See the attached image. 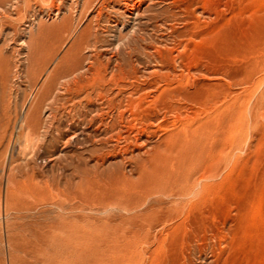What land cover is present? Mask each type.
I'll use <instances>...</instances> for the list:
<instances>
[{
  "label": "rangeland",
  "instance_id": "rangeland-1",
  "mask_svg": "<svg viewBox=\"0 0 264 264\" xmlns=\"http://www.w3.org/2000/svg\"><path fill=\"white\" fill-rule=\"evenodd\" d=\"M82 1H0V264H114L113 252L141 254L134 264H264V0H147L132 18L115 0L80 14ZM87 27L105 86H147L116 119L130 142L116 135L103 148L93 127L62 139L71 94L60 79L25 150V109ZM149 84L161 100L180 91L192 101L168 112ZM186 134L201 159L185 153Z\"/></svg>",
  "mask_w": 264,
  "mask_h": 264
},
{
  "label": "bare ground",
  "instance_id": "bare-ground-1",
  "mask_svg": "<svg viewBox=\"0 0 264 264\" xmlns=\"http://www.w3.org/2000/svg\"><path fill=\"white\" fill-rule=\"evenodd\" d=\"M1 2L3 0H0ZM102 1V0H101ZM106 1V0H105ZM145 1L147 0H115L114 2L117 4H113V6L111 5L112 9H114V11L117 13L118 11H123V14L129 16L130 18L132 17H136V16H139L141 11L143 12V10L141 9V4H143ZM160 1V0H159ZM58 2V1H57ZM78 2V0H77ZM80 2V1H79ZM99 1L98 0H84L82 1V4H81V12L83 13H80V14H85L87 13V9L90 8L91 6H93V4H97ZM108 2V0L106 1ZM152 2V0H151ZM58 4V3H57ZM78 4V3H77ZM76 4V6H77ZM108 4V3H107ZM152 4V3H151ZM60 5V3L58 4ZM57 5V6H58ZM103 5V4H102ZM105 5V4H104ZM109 5V4H108ZM15 6V5H14ZM79 6V5H78ZM100 6V5H98ZM97 6V7H98ZM2 7V6H1ZM59 7V6H58ZM57 7V8H58ZM70 7V6H69ZM95 7V6H94ZM103 7V6H101ZM105 7V6H104ZM109 7V6H108ZM196 7V6H195ZM72 8V7H71ZM77 8V7H76ZM75 8V9H76ZM93 8V7H91ZM3 9V8H2ZM33 9V8H32ZM110 9V8H109ZM89 10V9H88ZM93 10V9H92ZM91 10V11H92ZM100 10V9H99ZM102 10V9H101ZM104 10V9H103ZM3 11V10H2ZM8 11V10H7ZM70 11V10H69ZM85 11V12H84ZM101 13V11H99ZM98 12V13H99ZM103 12V11H102ZM108 12V11H107ZM97 13V14H98ZM152 13V12H151ZM165 13V12H164ZM167 13V12H166ZM104 14V13H103ZM163 14V13H162ZM169 14V13H168ZM102 13L99 15V17H102L101 16ZM105 15V14H104ZM165 15V14H164ZM198 15V14H197ZM7 17V15H5ZM9 16V14H8ZM107 16V15H106ZM105 16V17H106ZM155 16V15H154ZM3 18L4 15H2ZM104 17V16H103ZM210 17V16H209ZM108 18V17H107ZM176 18V17H174ZM97 19V18H96ZM100 19V18H99ZM110 19V18H109ZM169 19V18H168ZM177 19V18H176ZM94 20V19H93ZM146 20V19H145ZM170 20H173V19H170ZM95 21V20H94ZM136 21V20H135ZM83 22V21H82ZM98 22V21H97ZM107 22H109L107 20ZM151 22V21H150ZM168 22V21H167ZM173 22V21H172ZM95 23V22H94ZM158 23V22H157ZM87 24V23H86ZM96 24V23H95ZM107 24V23H106ZM135 24V23H134ZM90 25V24H88ZM92 25V24H91ZM94 25V24H93ZM160 24L156 25V26H159ZM162 26V25H161ZM90 27V26H89ZM159 28V27H158ZM159 30V29H158ZM104 31V30H103ZM90 29L87 27L85 28L84 31H82V34L80 35V40L78 42H81L80 43H76L74 42V44L71 46V48L68 50V52L66 53V55L64 56V59L61 61V62H64L65 60L69 59L70 61H66L68 64L66 65L67 68L62 70V72H60L55 78H50L49 81H48V87L46 88V85L42 86V93H43V96H39L35 102H33L31 104L30 102V107H28L27 109H25V113H24V116H23V122L24 124L28 127V131L26 133V136H25V144H26V148L25 150L27 149L28 147V144L32 142V139L30 135L33 134V132H35L37 129L40 128V125H41V118H40V115H41V111H42V108H43V105L46 101V97H47V100H48V97L50 96V94L52 93V91L54 90V87L58 84V81L60 79L64 80L63 83H59L60 85H62V88L63 90L68 93V94H71L70 98L67 99V102L70 103V112L68 113V117L65 121L61 122L60 126L58 127V130L61 135L60 137H62V139H65V141H70L72 139H77L79 138V135H81L82 133H84V131H89L92 127L94 128L93 130V134L95 135H98L100 136V134L102 135H105L104 139L102 140L103 143L102 145L104 146L103 148H106V147H110L111 143L113 142L114 140V137L116 138V140H114L115 142H117V144L119 142H121L122 140H125V142L128 143V137L127 136L128 134H125L124 136H126L127 138H125L122 134H124V131H123V128L117 132L113 131L114 130V127L116 128L117 126V123H119L121 120H119V122L116 121V119L118 118H123V115H124V112L126 111L125 109V106H127L126 104L127 101L126 99H128V94H131L134 93H138L140 94L142 92L143 94V90L145 91L147 88V86L144 87V85H139L136 89H133L131 91L133 92H130V93H127L126 94V89L125 87L124 88H119L117 91H114L112 90V88H108L107 86H105V81H104V78L102 76V74H100L99 72V69H95L94 73H92V68L95 67V62H96V59L94 60L95 58V54H93V52H96L98 48L102 47V45H100V42L97 40V38H94V42L93 44H89L88 40L90 38ZM166 33V31H164ZM92 33H94L92 31ZM164 33V34H165ZM122 34V33H121ZM97 36V35H95ZM118 36V35H117ZM175 36V35H174ZM70 37V36H69ZM75 38V37H74ZM119 38V37H118ZM123 39V38H122ZM127 39V38H125ZM78 45V46H77ZM110 45V43H109ZM162 45V44H161ZM75 48V50H74ZM83 51L84 52H87V54H83ZM99 54H97L98 56ZM1 56V55H0ZM5 58V57H4ZM92 59V60H91ZM95 61V62H94ZM3 63V62H2ZM117 63V62H116ZM148 63V62H147ZM152 63V62H151ZM60 64V63H59ZM64 64V63H62ZM30 65V64H29ZM99 67V65H97ZM116 67V66H115ZM7 68V67H6ZM157 70V69H156ZM59 71V70H58ZM118 71V70H117ZM113 72V71H112ZM136 72V71H135ZM58 73V72H57ZM56 73V74H57ZM167 73V72H166ZM135 75V74H134ZM107 76V75H106ZM7 78V77H6ZM165 78H166V75H165ZM129 79V78H128ZM137 79V78H136ZM172 79V78H171ZM110 80V79H109ZM112 80V79H111ZM166 80V79H165ZM159 81H161L159 79ZM163 81V80H162ZM58 84V85H59ZM132 84V83H131ZM133 85V84H132ZM156 85V84H155ZM118 87V86H117ZM128 87V86H127ZM133 87V86H131ZM148 87H151V85L149 84ZM29 88V87H28ZM130 88V87H129ZM132 89V88H130ZM150 89V88H149ZM151 91L150 93H153L154 98L153 99V103L158 104V105H163L165 106V108L168 109V112H171L172 113L174 112L175 114V111H177L176 113L178 112H182L183 109L181 107V104H187L189 102L192 101V96L189 94V93H186V92H180V91H175L173 93H168L166 94L167 96H163V100H161L160 98V94L159 95H155V93L157 92V89L154 90V88L152 89L151 87ZM129 91V90H128ZM170 91V90H169ZM140 92V93H139ZM146 92H149V91H146ZM166 92V91H164ZM167 93V92H166ZM165 94V93H164ZM163 94V95H164ZM34 95V94H33ZM137 95V94H136ZM135 95V96H136ZM148 95V93H147ZM30 96V95H29ZM133 96V95H132ZM139 96V95H138ZM144 96V95H143ZM218 96V95H217ZM66 97V96H65ZM130 97V96H129ZM150 97V95H149ZM160 97V98H159ZM134 98V97H133ZM139 98V97H138ZM146 98V97H145ZM144 98V100H145ZM219 98V97H218ZM132 99V97L130 98ZM136 99V98H134ZM143 101V97L140 96L139 100ZM129 100V99H128ZM137 100V99H136ZM219 100V99H218ZM60 101V100H59ZM64 101V100H63ZM146 101H147V98H146ZM151 101V100H150ZM126 102V104H125ZM137 102V101H136ZM141 102V101H140ZM152 102V101H151ZM147 103V102H146ZM137 104V103H136ZM140 104V103H139ZM138 104V105H139ZM148 104V103H147ZM53 105V104H52ZM131 105V104H130ZM133 105V104H132ZM150 106V104H148ZM29 106V105H28ZM63 106V104H62ZM60 106V108L62 107ZM54 107V106H53ZM69 107V106H68ZM129 108V106H127ZM134 107V105H133ZM138 107V106H137ZM162 107V106H161ZM160 107V108H161ZM66 108V107H65ZM184 108V107H183ZM186 108V107H185ZM184 108V109H185ZM132 109V108H131ZM155 109V108H153ZM166 109V110H167ZM157 110V109H156ZM165 110V109H164ZM187 110V109H186ZM160 111V110H159ZM185 111V110H184ZM116 112V113H115ZM186 112V111H185ZM117 114L116 115H114ZM150 113V112H149ZM167 113V112H166ZM43 114V113H42ZM168 114V113H167ZM185 114V113H184ZM192 114V113H191ZM159 115V112L158 111H155L154 114L153 112L147 116L146 118L151 121V120H154L156 117H158ZM166 115V114H165ZM177 115V114H176ZM183 116V115H181ZM181 116H178V117H181ZM185 117L188 116V115H184ZM46 117V116H45ZM178 117H176L178 119ZM183 118V117H182ZM187 118V117H186ZM127 119V118H126ZM62 120V119H61ZM123 120V119H122ZM136 121V120H135ZM122 122V121H121ZM129 123V122H128ZM122 125V124H121ZM133 125V124H132ZM199 126V125H198ZM26 127V128H27ZM120 127V126H119ZM118 127V128H119ZM126 127V126H125ZM25 128V129H26ZM41 129V128H40ZM43 129V128H42ZM85 129V130H84ZM127 129V128H126ZM177 129V128H176ZM130 131V130H129ZM137 131V130H136ZM115 132V133H114ZM126 132V130H125ZM147 132V131H146ZM188 132L190 133V130H188ZM206 132V131H205ZM32 133V134H31ZM128 133V132H127ZM193 133V132H192ZM180 133H177V135H179ZM183 135V133H181ZM208 134V133H207ZM34 135V134H33ZM83 135V134H82ZM102 135V136H103ZM130 135V134H129ZM133 135V134H132ZM181 135V137H182ZM192 135V134H191ZM191 135L189 134H186L185 135V138L187 140H190L192 142V146H189L187 144V146L183 147L184 149H186V154L188 152H192L194 151L193 154H196L198 155L197 157H193V160L198 158L200 153L203 152L202 149H200V140L197 141L196 138L192 137ZM180 136V135H179ZM178 137V136H177ZM181 137H178L180 140L178 141H183L184 138L182 137V140H181ZM201 137V135H200ZM138 138V137H137ZM135 138V142L137 143L138 139ZM61 139V138H60ZM97 139V138H96ZM137 139V140H136ZM185 139V140H186ZM202 139H204L202 137ZM131 140V139H130ZM134 140V139H133ZM172 140V139H171ZM175 140V139H174ZM206 140V139H205ZM189 141V142H190ZM202 141V140H201ZM130 142V141H129ZM184 144H185V141H183ZM187 142V141H186ZM188 142V143H189ZM4 143V142H3ZM114 143V142H113ZM31 144V145H32ZM191 144V143H189ZM206 144V143H205ZM119 145V144H118ZM186 145V144H185ZM120 146V145H119ZM205 146V145H204ZM212 146V145H211ZM114 145H113V149H114ZM171 147V146H170ZM173 147V146H172ZM189 147L192 149V151H189ZM168 148V147H167ZM180 149L182 147H179ZM216 148V147H215ZM120 149V148H119ZM179 149V150H180ZM183 149V152H179V153H184V150ZM94 150H97V149H94ZM168 150V149H167ZM175 150V149H174ZM182 150V149H181ZM207 149H205L206 151ZM101 151V149H100ZM120 151V150H119ZM209 151V150H208ZM123 152V151H122ZM165 152V151H164ZM207 152V151H206ZM123 153H126L125 151ZM175 153H176V150H175ZM205 153V152H204ZM209 153V152H207ZM210 153L213 155V156H216V152H214V150H210ZM221 153V151H220ZM180 155V158H186L185 155ZM123 155V154H121ZM211 155V157L213 158V156ZM129 156V155H128ZM183 156V157H181ZM190 156V154H189ZM207 156V155H206ZM205 156V157H206ZM219 156V155H218ZM106 157V156H105ZM127 157V155H126ZM161 157V156H160ZM169 157V155L167 156ZM166 157V158H167ZM176 157V155H175ZM192 157V156H190ZM217 157V156H216ZM128 158V157H127ZM166 158L164 160V162H169L168 160L166 161ZM177 158V157H176ZM174 158V159H176ZM183 158V161H185ZM188 158V157H187ZM200 158V157H199ZM218 158V157H217ZM24 159V158H23ZM123 159H126L125 157H123ZM131 159V158H130ZM169 159V158H168ZM201 159V158H200ZM127 160V159H126ZM159 160V159H158ZM157 160V161H158ZM179 160V159H177ZM175 160V162L177 161ZM192 160V162H193ZM198 160V159H197ZM195 160V161H197ZM156 161V162H157ZM161 161V160H160ZM187 161V160H186ZM190 161V160H189ZM202 161V160H201ZM6 162V161H5ZM174 162V161H173ZM182 162V161H180ZM180 162L177 161V163H179V165L181 164ZM187 163V162H185ZM190 163L189 162V166H190ZM199 163V162H198ZM219 163V162H218ZM193 164H196V163H193ZM192 164V166H194ZM184 166V164H182ZM186 165V164H185ZM188 165V164H187ZM197 165V164H196ZM156 167V166H155ZM168 169H170L169 167H167ZM157 169V168H156ZM186 169L188 170V167H186ZM191 169V168H189ZM213 169V168H212ZM217 169V168H216ZM181 170V169H180ZM185 170V168H184ZM211 170V169H210ZM156 171H159L160 170H156ZM179 171V170H178ZM183 171V170H181ZM190 171V172H189ZM10 172V171H9ZM163 172V170H162ZM161 172V173H162ZM167 172V171H166ZM165 172V173H166ZM180 172V171H179ZM177 172V174L179 173ZM176 173V171H175ZM188 173H191V170H188ZM210 173V171H209ZM206 174V173H205ZM204 174V175H205ZM160 175V174H159ZM163 175V174H162ZM173 175V174H172ZM180 173L177 175L179 177ZM161 176V175H160ZM159 176V177H160ZM166 176H167V173H166ZM174 176H176V174H174ZM174 176L172 178H174ZM183 177V176H182ZM189 177V175H188ZM181 178V177H180ZM184 180V178H182ZM166 180L170 181L171 180V177H166ZM174 179H172L173 181ZM180 180V179H179ZM176 181V184L177 183H181ZM183 180H180V181H183ZM187 180V179H186ZM185 180V181H186ZM165 181V180H164ZM162 182V181H161ZM166 182V181H165ZM191 182V181H190ZM189 182V183H190ZM174 183V181H173ZM173 183H171L173 185ZM194 183V182H193ZM165 184V183H164ZM185 184V183H183ZM181 184V186L183 185ZM188 184V182H187ZM185 184V185H187ZM37 185V184H36ZM156 185V184H155ZM171 185V186H172ZM178 185V184H177ZM176 185V186H177ZM184 185V186H185ZM170 186V185H169ZM170 186V187H171ZM189 186V184H188ZM172 187H175V186H172ZM171 187V188H172ZM41 188V187H40ZM156 188V187H155ZM180 188V187H179ZM160 189V188H159ZM180 189L183 190V188L181 187ZM187 189V187L185 188ZM161 190V189H160ZM181 190V191H182ZM186 191V190H184ZM183 191V193H185ZM191 191V190H190ZM172 193V190L170 191ZM177 192V191H176ZM180 192V191H179ZM188 193V191H187ZM185 193V194H187ZM174 195H175V192H174ZM181 195V194H180ZM122 196V195H121ZM182 196V195H181ZM196 198V197H195ZM166 219V218H165ZM105 228V227H104ZM103 228V229H104ZM179 229V228H178ZM78 234V233H77ZM84 235V234H83ZM136 238V237H135ZM161 238V237H160ZM162 242V241H161ZM122 250V249H121ZM116 251V250H115ZM119 251V250H118ZM117 252V251H116ZM115 252V253H116ZM99 253V251H98ZM118 253V252H117ZM141 253V252H140ZM167 253V252H166ZM79 254V253H78ZM86 254V253H85ZM94 254V253H93ZM74 255V254H73ZM81 255V254H80ZM141 255V254H140ZM140 255L139 256H134V255H129V253H126V252H122L119 254H114L113 252V257L114 258L115 256H117L116 258L112 259L114 262V264H134L136 263L137 259L136 258H140ZM150 255V254H149ZM38 256V255H37ZM83 256V255H82ZM97 256H100V262H103V259H101L103 256H106L105 254H94V257H97ZM109 256V255H107ZM90 257V256H89ZM142 257V256H141ZM144 257V255H143ZM143 257L141 258L143 260ZM54 258V257H53ZM56 258V257H55ZM59 258V257H58ZM104 258V257H103ZM36 259V258H34ZM86 259V258H85ZM94 259V258H93ZM109 259V258H108ZM52 260V259H51ZM55 261V259H53ZM57 260V258H56ZM73 260V258H72ZM77 260V258H76ZM81 260V259H80ZM87 260V259H86ZM107 260V259H106ZM141 260V261H142ZM93 261V260H92ZM95 261V260H94ZM194 261V260H193ZM38 262V261H37ZM53 262V261H52ZM61 262V261H60ZM78 262H81L78 260ZM83 262V261H82ZM139 262V260H138ZM42 263V262H41ZM49 263V262H48ZM70 263V262H69ZM77 263V262H76ZM88 263V261H87ZM105 263V262H104ZM107 263V262H106ZM111 263V262H110ZM35 264V263H34ZM40 264V263H39ZM64 264V263H63ZM94 264H98V262L96 261V263ZM100 264V263H99ZM103 264V263H102Z\"/></svg>",
  "mask_w": 264,
  "mask_h": 264
}]
</instances>
